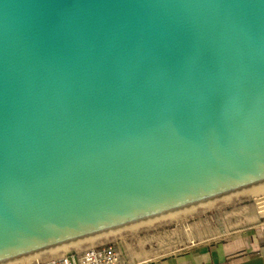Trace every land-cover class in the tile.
Listing matches in <instances>:
<instances>
[{"label":"water","instance_id":"obj_1","mask_svg":"<svg viewBox=\"0 0 264 264\" xmlns=\"http://www.w3.org/2000/svg\"><path fill=\"white\" fill-rule=\"evenodd\" d=\"M264 186V0H0V264Z\"/></svg>","mask_w":264,"mask_h":264},{"label":"rangeland","instance_id":"obj_2","mask_svg":"<svg viewBox=\"0 0 264 264\" xmlns=\"http://www.w3.org/2000/svg\"><path fill=\"white\" fill-rule=\"evenodd\" d=\"M246 192L231 196V199L224 198L178 213L176 215L179 217L174 219L169 216L37 260L80 252L100 244L115 245L126 259L136 260L143 256L150 258L169 256L184 252L193 245L212 243L240 227L241 223L237 218L242 210L245 212L243 215L246 220L241 227L255 224L254 218L251 217L253 215L251 209L262 207L264 196H256L258 192L249 195Z\"/></svg>","mask_w":264,"mask_h":264},{"label":"crops","instance_id":"obj_3","mask_svg":"<svg viewBox=\"0 0 264 264\" xmlns=\"http://www.w3.org/2000/svg\"><path fill=\"white\" fill-rule=\"evenodd\" d=\"M262 189L264 186L255 195L264 196ZM251 210H253L251 217L255 221L253 226L241 227L246 220L243 215L245 212L242 210L237 218L241 223L240 227L218 241L193 245L184 252L169 256L159 258L143 256L136 260L131 259L129 262L131 264H264V205L253 207Z\"/></svg>","mask_w":264,"mask_h":264},{"label":"built area","instance_id":"obj_4","mask_svg":"<svg viewBox=\"0 0 264 264\" xmlns=\"http://www.w3.org/2000/svg\"><path fill=\"white\" fill-rule=\"evenodd\" d=\"M263 206V205H262ZM30 264H131L121 250L112 244L88 247L80 252L65 253Z\"/></svg>","mask_w":264,"mask_h":264},{"label":"bare ground","instance_id":"obj_5","mask_svg":"<svg viewBox=\"0 0 264 264\" xmlns=\"http://www.w3.org/2000/svg\"><path fill=\"white\" fill-rule=\"evenodd\" d=\"M260 188L261 187H259V188H256V189H253V190H249L248 192H246V194H251V193H255L256 191L258 192L259 190H260ZM262 188H263V186H262ZM262 190H264V189H262ZM245 194V193H244ZM230 198V197H229ZM229 198H227V199H229ZM231 199V198H230ZM176 217H179L178 215H172V216H170V218L171 219H174V218H176ZM35 260H37V259H35ZM32 262H34V260H31V261H28V262H25L26 264H30V263H32Z\"/></svg>","mask_w":264,"mask_h":264}]
</instances>
